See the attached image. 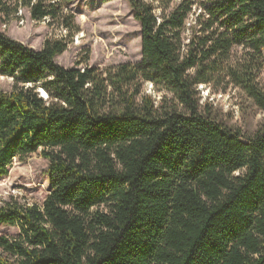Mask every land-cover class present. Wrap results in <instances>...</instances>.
I'll use <instances>...</instances> for the list:
<instances>
[{
    "label": "trees",
    "instance_id": "1",
    "mask_svg": "<svg viewBox=\"0 0 264 264\" xmlns=\"http://www.w3.org/2000/svg\"><path fill=\"white\" fill-rule=\"evenodd\" d=\"M74 0H0L68 34L35 50L0 31V179L35 153L42 205L0 206V264H264V125L252 135L201 107L228 79L264 110V0H199L203 36L184 44L192 0H129L142 59L101 69L56 62L80 32ZM241 50V56L234 54ZM221 80V81H220ZM162 93L156 103L144 93Z\"/></svg>",
    "mask_w": 264,
    "mask_h": 264
},
{
    "label": "rangeland",
    "instance_id": "2",
    "mask_svg": "<svg viewBox=\"0 0 264 264\" xmlns=\"http://www.w3.org/2000/svg\"><path fill=\"white\" fill-rule=\"evenodd\" d=\"M145 1L155 7L160 17V3ZM180 1L174 0L172 7ZM192 1L194 5L182 33L184 44L190 40L197 42L204 35L199 21V16L203 15L199 0ZM69 9L75 15L80 32L73 36L68 49L57 56L60 66L73 68L76 62L89 58V65L106 69L142 59L141 27L134 18L129 0H74ZM0 31L35 50L42 48L48 39H61L68 34L61 27L50 25L48 19L32 20L25 8L10 19L0 14ZM234 54L241 56V50L236 49ZM261 83L264 87V74ZM12 85L11 78L0 75V91L9 92ZM197 89L201 107H211V112L225 125L240 129L244 135H252L264 125V110L257 108L241 89L228 83V79L212 86L200 84ZM143 90L156 103L160 101L162 93L150 83H145ZM49 193V162L40 153L24 162L16 160L9 174L0 179V206L10 201L42 205ZM17 234L16 227L0 224V236L15 237Z\"/></svg>",
    "mask_w": 264,
    "mask_h": 264
}]
</instances>
